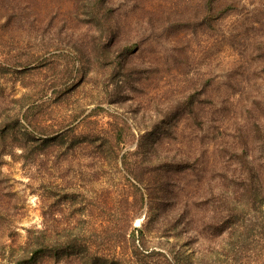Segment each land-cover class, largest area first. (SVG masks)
Listing matches in <instances>:
<instances>
[{
	"label": "rangeland",
	"instance_id": "374dc122",
	"mask_svg": "<svg viewBox=\"0 0 264 264\" xmlns=\"http://www.w3.org/2000/svg\"><path fill=\"white\" fill-rule=\"evenodd\" d=\"M4 122L0 264H264V0H0Z\"/></svg>",
	"mask_w": 264,
	"mask_h": 264
},
{
	"label": "trees",
	"instance_id": "16d2710c",
	"mask_svg": "<svg viewBox=\"0 0 264 264\" xmlns=\"http://www.w3.org/2000/svg\"><path fill=\"white\" fill-rule=\"evenodd\" d=\"M102 1V0H101ZM0 133L14 131L15 138L29 136L27 129L20 130L5 122L0 124ZM13 128H15L13 130ZM25 148V146H23ZM55 234L51 237L47 229H28L24 252L12 264H45V259L53 264H106L108 256L99 253L85 239L84 232L76 225L66 223L65 226H53ZM49 238H52L50 240ZM84 238V239H83Z\"/></svg>",
	"mask_w": 264,
	"mask_h": 264
}]
</instances>
